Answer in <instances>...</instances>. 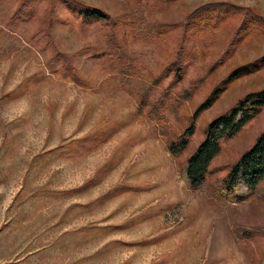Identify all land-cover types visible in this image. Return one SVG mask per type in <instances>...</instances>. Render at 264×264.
<instances>
[{"label": "rangeland", "instance_id": "rangeland-1", "mask_svg": "<svg viewBox=\"0 0 264 264\" xmlns=\"http://www.w3.org/2000/svg\"><path fill=\"white\" fill-rule=\"evenodd\" d=\"M77 1L107 20L83 23L55 0L18 15L23 0H0V264H264V179L233 202L219 193L224 171L198 189L182 175L208 124L264 90V68L235 78L192 120L264 55L263 34L240 32L264 0ZM231 6L217 27L189 25ZM105 129L91 153L67 158ZM263 130L264 109L222 140L211 169Z\"/></svg>", "mask_w": 264, "mask_h": 264}, {"label": "trees", "instance_id": "trees-1", "mask_svg": "<svg viewBox=\"0 0 264 264\" xmlns=\"http://www.w3.org/2000/svg\"><path fill=\"white\" fill-rule=\"evenodd\" d=\"M31 0H23L20 4L17 14L27 13ZM56 4H60L55 0ZM72 15L79 18L83 23L91 21L107 20L108 15L84 3L77 1L75 12L72 9L61 4ZM215 9L209 14L208 10L201 11L202 16L191 20L189 25H197L200 31H203L214 24L217 27L220 22L232 18L238 12L237 7H230L224 10ZM250 10L244 15L245 21L242 22L240 32H244V37L257 33L264 35V17L259 14H250ZM198 22V23H197ZM240 38L235 41L242 42ZM233 43V45L235 44ZM229 53V52H228ZM227 53V54H228ZM177 68V67H176ZM264 68V55L254 62L234 70L220 85H218L209 95V97L194 112L192 120H195L205 109L209 108L219 97L233 79L244 75L257 72ZM182 68L179 67L178 71ZM181 72L177 79L181 78ZM71 75V74H70ZM75 76V69L71 76ZM76 77V76H75ZM76 79H78L76 77ZM74 79V80H76ZM264 109V90L247 94L243 99L231 108L226 114L212 120L205 129V138L196 151L189 157L187 164L183 169L184 180L195 189L200 188L205 181L214 173L224 171L225 174L220 178L219 193L223 199H229L233 202L244 201L249 194L253 193L264 179V130L259 135L255 143L246 150L233 165L222 166L220 169H211V161L216 157L221 149L222 140H229L239 133L244 126L256 118ZM194 124L192 123L183 133V136L172 147L173 153L177 149L186 148L187 140L193 135Z\"/></svg>", "mask_w": 264, "mask_h": 264}, {"label": "snow or ice", "instance_id": "snow-or-ice-1", "mask_svg": "<svg viewBox=\"0 0 264 264\" xmlns=\"http://www.w3.org/2000/svg\"><path fill=\"white\" fill-rule=\"evenodd\" d=\"M57 2L64 4L66 7L72 9L73 12L76 10L75 5L77 4V0H57ZM0 55H3V53L0 52ZM110 135L111 131L107 129L90 135L88 139L79 142L78 145L70 151L67 158L73 162L79 161L86 154L91 153L95 146L102 144Z\"/></svg>", "mask_w": 264, "mask_h": 264}]
</instances>
